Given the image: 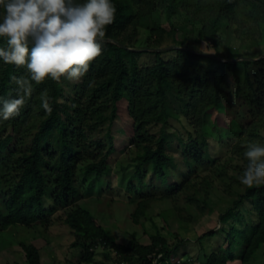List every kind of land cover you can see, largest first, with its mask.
Instances as JSON below:
<instances>
[{
	"label": "trees",
	"instance_id": "obj_1",
	"mask_svg": "<svg viewBox=\"0 0 264 264\" xmlns=\"http://www.w3.org/2000/svg\"><path fill=\"white\" fill-rule=\"evenodd\" d=\"M114 3L117 11L113 22L106 26L105 35L111 40L103 39L101 55L91 62L81 81L70 86V90L62 79L34 84L32 96L20 113L0 121V244L12 225L49 224L56 206L61 205L67 208L65 222L74 235L71 246L81 249L85 261L93 260L96 248L102 245L114 250L122 264H154V261L190 264L191 258L172 261L183 244L171 241L166 233L151 234L147 242L137 238L119 241L92 209L77 202L82 198V188L87 187L89 193L94 185L101 184L117 154L111 129L107 131L108 142L94 136L108 121L115 122L119 102L125 100L132 120L131 141L137 153L127 188L138 185L148 190H144V197L134 199L132 218L136 223L159 198H174L193 186L195 189L186 196L189 202L198 205L201 202L198 193L215 179L227 186L239 182L246 166L243 153L248 142L264 143V56L257 60L228 61L199 52L178 39L175 19L182 10L202 19L199 36L217 47L223 19L232 23L238 22V17L248 20L254 32L258 29L264 36V0H114ZM240 30L238 25L234 27V31ZM144 31L148 36L145 43H139ZM171 43L194 51L173 47L175 53L165 59L164 50L139 49ZM146 52L156 54L154 63H140ZM241 62L259 66L258 76L248 80L256 93L254 108L248 105L246 108L241 101V78L235 73ZM21 75H26L23 67L0 62V96L16 95L13 77ZM230 80L235 84L233 91L229 88ZM44 90L51 97L50 113L40 106ZM231 93L242 102V109H237L235 115L241 131L234 143L223 137L217 147L210 138L213 131L221 132L224 126L230 129L231 124L223 114L228 106L233 107ZM172 120L181 126L173 125ZM153 123L162 124L158 137L147 130ZM171 126L174 130H168ZM55 133L57 143L47 142ZM174 143L179 157L170 152ZM228 150L232 155L222 161ZM235 158L239 163L232 168L236 172L231 173L228 162ZM180 169L185 170L183 174L178 173ZM150 170L155 179L166 185V192L157 196V192L149 191L154 186L146 185L144 179ZM188 173L193 177L186 179ZM194 178L199 180L192 181ZM234 193L237 196L232 204L220 215L219 228L210 229L199 238L224 240V245L218 243V250L205 254L204 263L229 264L239 260L240 264H251L261 250L264 264V185L245 186ZM246 201L250 204L245 211L248 216L242 208ZM174 234L178 240H185L180 231ZM20 243L25 254L21 264H41L38 245L25 240Z\"/></svg>",
	"mask_w": 264,
	"mask_h": 264
},
{
	"label": "rangeland",
	"instance_id": "obj_2",
	"mask_svg": "<svg viewBox=\"0 0 264 264\" xmlns=\"http://www.w3.org/2000/svg\"><path fill=\"white\" fill-rule=\"evenodd\" d=\"M202 19H198L187 11L182 10L179 16L176 17L175 22L178 27V39L184 40L192 48L197 49L199 52H207L215 54L224 60L234 61L242 60L245 58H258L264 54V36L261 35L257 29L254 32L253 26L248 20L237 18L238 22H231L227 19H223L220 29L217 33L218 46H213V43L199 36V29L202 26ZM239 26L241 29L239 32L234 31L235 26ZM132 33V29L128 31ZM142 36L139 39V43H145L147 38V32H141ZM130 36L129 34H127ZM133 36V35H132ZM131 36V37H132ZM144 45V44H143ZM170 45H174L171 43ZM169 46L165 45L163 47ZM146 47L139 48L140 50L152 51ZM173 48V47H172ZM170 48L164 50L163 57L165 59L171 58L175 53ZM138 49V48H136ZM156 61V54L152 52L143 53L140 57V63L152 64ZM259 66L257 64L246 65L244 63H238L236 67V74L241 78L240 83L242 85V96L241 101L250 108L255 107L253 98L255 92L252 91L251 83L249 79H254L258 76ZM63 84L70 90V86L73 82L61 78ZM229 88L231 91L235 89V84L230 80ZM233 100V107L229 106L223 117L226 122L230 123V129H226L225 126L221 132H214L211 136V143L218 147L217 143L225 137L235 142L237 135L241 131L238 120L235 117L237 115V109L241 108V103L237 99L234 93H231ZM236 109V110H235ZM217 113V110H214ZM173 125L181 126L177 120H172ZM162 124L153 123L148 126L147 130L154 136H159L161 133ZM211 126V125H210ZM111 129L114 136L115 145L117 148V154L114 156L115 160H112L109 164L106 174L103 176L101 184L93 186L90 192L86 191V188H82V198L77 202L81 203L90 209L97 215L99 221L107 227L111 233L119 241H128L132 238H137L140 241H150L151 234L157 233L158 231L166 233L171 241L176 243H182L180 253L173 257L172 261H178V259L191 258L190 264H207L206 256L212 251L218 250V245H224V240L209 239L206 238L204 241L199 239L201 235L214 228H219L220 215L225 212L233 202V199L237 196L234 191L244 190L245 185L240 182H232L231 186H227L225 182L214 180L211 185L202 187L200 190L199 198L201 202L197 205L191 203L186 196L187 193L192 192L195 188L190 186L189 189L181 191L180 194L174 198H159L153 201L149 205L148 213L146 216L141 217L138 223L133 221L132 212L135 209L134 199L138 197H144L145 193L142 186H136L134 189L127 188L128 178L131 175L133 169V163L136 161V146L131 141L133 134L132 120L127 112V103L125 100L119 102L118 117L112 124L109 121L105 126L101 127L95 134V138L104 139L108 142L107 131ZM168 130H174V126L168 128ZM236 135V137H233ZM57 133L50 136L47 142L51 140L57 143ZM232 137V138H231ZM224 138V139H225ZM176 157H179V151L175 150V143L171 148V151ZM224 153V152H222ZM225 161L229 158L232 153L228 150L223 154ZM231 162V168H230ZM228 162L230 172H236L232 168L238 164L239 161L235 158ZM181 165V162H178ZM241 163V162H240ZM128 168V170H126ZM184 169V168H183ZM185 170L180 169L179 174H183ZM126 177H125V176ZM186 179L192 178L193 175L186 174ZM81 181V177L79 178ZM145 180L146 185H152L149 191L157 192V196L160 192L167 191L166 185L159 179H155L152 171L147 173ZM197 181L199 178L191 179ZM186 181V180H185ZM133 184H137L134 180ZM188 184L189 181H188ZM186 185V184H185ZM191 185V184H190ZM187 188V186H185ZM148 190H145L147 192ZM177 194V193H176ZM205 202H204V201ZM245 206L242 207L244 212L249 207V202L246 201ZM66 207L61 205L56 206V210L50 216L52 222L49 224L38 223L32 226L26 225H12L5 232L6 237L0 244V264H21L24 262V251L20 243L21 240L26 242H34L38 245L42 257L41 264H122L120 256L115 253L109 247L98 246L95 250L93 260L85 261L81 257V249L74 248L71 246L74 235L69 225L65 222ZM249 212H245L248 216ZM165 218L168 219L165 220ZM180 231L184 241L178 240L174 232ZM219 243V244H218ZM179 256V257H178ZM128 263V262H127ZM129 264V263H128ZM229 264H240L239 260L230 261ZM251 264H263L261 250L257 251L255 260Z\"/></svg>",
	"mask_w": 264,
	"mask_h": 264
},
{
	"label": "clouds",
	"instance_id": "obj_3",
	"mask_svg": "<svg viewBox=\"0 0 264 264\" xmlns=\"http://www.w3.org/2000/svg\"><path fill=\"white\" fill-rule=\"evenodd\" d=\"M116 11L114 0H0V62L26 71L13 77L16 95L0 96V121L20 113L34 84L62 77L79 81L101 55L106 26ZM50 101L42 91L40 106L48 113ZM243 156L246 166L239 182L264 185V143L248 142Z\"/></svg>",
	"mask_w": 264,
	"mask_h": 264
},
{
	"label": "water",
	"instance_id": "obj_4",
	"mask_svg": "<svg viewBox=\"0 0 264 264\" xmlns=\"http://www.w3.org/2000/svg\"><path fill=\"white\" fill-rule=\"evenodd\" d=\"M104 39H107V40H111L110 38H104ZM172 47H176V48H186V49H189V50H193L192 48L190 47H186V46H180V45H169V46H166V47H154V48H149L150 50H156V51H163V50H167V49H170ZM194 51V50H193ZM264 54L261 56L263 57ZM261 57H258V58H252L254 60H257V59H260ZM236 59H240L239 57L236 58ZM236 59H233V60H236Z\"/></svg>",
	"mask_w": 264,
	"mask_h": 264
}]
</instances>
